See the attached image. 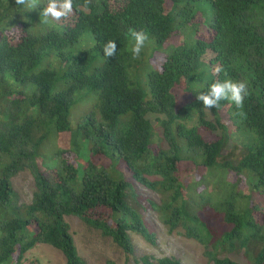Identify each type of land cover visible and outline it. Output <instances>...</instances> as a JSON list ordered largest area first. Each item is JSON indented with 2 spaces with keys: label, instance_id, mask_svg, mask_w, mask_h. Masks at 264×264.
I'll return each instance as SVG.
<instances>
[{
  "label": "trees",
  "instance_id": "1",
  "mask_svg": "<svg viewBox=\"0 0 264 264\" xmlns=\"http://www.w3.org/2000/svg\"><path fill=\"white\" fill-rule=\"evenodd\" d=\"M47 3L25 14L0 0V264H22L40 244L85 264L67 217L127 259L130 234L154 245L138 186L159 195L150 207L167 232L199 244L208 264H240L230 257L240 253L264 264V205L252 202L264 200V0H73L69 17L45 23ZM130 29L157 48L178 32L185 40L149 70L144 52L128 51ZM229 78L249 86L243 108L222 100L206 109L198 95ZM77 105L89 110L72 129ZM188 163L193 181L180 178ZM25 171L34 183L27 204L11 183Z\"/></svg>",
  "mask_w": 264,
  "mask_h": 264
},
{
  "label": "rangeland",
  "instance_id": "2",
  "mask_svg": "<svg viewBox=\"0 0 264 264\" xmlns=\"http://www.w3.org/2000/svg\"><path fill=\"white\" fill-rule=\"evenodd\" d=\"M24 13L29 14V9L24 7ZM48 20L50 21V18H48ZM198 20L199 18H197V21ZM27 21H30V18ZM200 22L201 21L199 20L194 26L199 34H205L207 29L204 27V24ZM51 27L53 26H50V28ZM184 40L182 34L178 32L171 35L170 40L164 47L157 48L152 44L150 38H148L142 50L147 56V68L149 70H156L160 67L164 58L172 51V49L169 51H167V49H170L173 46H178ZM85 42L87 43L85 45L87 47L86 49H91L93 47V41L88 40V37H86ZM133 45L134 40L130 36L128 37L129 52H131L130 49ZM210 58V54H207L204 57L206 61ZM96 63L98 62H95V64ZM133 81H135V78H133ZM78 104H80V101ZM81 105H77L74 109L75 111L70 115L69 122L72 129L77 126L80 116H83L89 110L88 107H83ZM225 113L226 112L221 111V117H223V122L227 123ZM68 134L70 135L69 132ZM246 136H241V140L246 138ZM242 142H245V139ZM232 146L233 144H230L225 149V155L232 151ZM164 148H166V146H164ZM238 153L239 152H234L233 155L236 157L238 156ZM193 167L194 166L191 163L183 166L180 171V178L183 179L189 177L190 181H193ZM11 183L13 190H15L18 195L19 202L26 204L29 203L34 190V183L31 174L26 171L21 172L12 178ZM138 191L141 194L142 209L140 212L150 230L156 235L155 244L151 245L146 243L138 235L130 234L134 246V253L127 259L122 250L113 245L110 240L103 238L99 232L88 229L75 217H67L66 222L70 227V232L77 253L83 259L85 264H141L140 260L145 256H154L156 258L173 257L179 259L183 264H208V259L203 256V248L199 244L194 241H189L175 232L172 234L167 232L160 218L156 216L155 212H153L150 207L151 202H157L159 200V195L140 186H138ZM252 202H260L264 205V200L258 198L256 195H253ZM262 205L261 207H263ZM230 257L240 264H251L243 253ZM22 264H65V260L62 254L57 250L48 245L40 244L24 255Z\"/></svg>",
  "mask_w": 264,
  "mask_h": 264
},
{
  "label": "clouds",
  "instance_id": "3",
  "mask_svg": "<svg viewBox=\"0 0 264 264\" xmlns=\"http://www.w3.org/2000/svg\"><path fill=\"white\" fill-rule=\"evenodd\" d=\"M91 0H85V6ZM16 5L25 6L27 9H33L36 5V0H15ZM73 0H48L47 6L42 10V15L45 18L44 22H48V18L55 21H60L63 18L69 17L73 13ZM130 35L134 39V45L130 49L133 59H138L140 53L148 40V36L144 31L130 29ZM105 57L112 58L117 55V43L110 40L104 46ZM222 71L220 67L215 68V72ZM249 86L246 81H234L225 79L217 81L209 86L207 92L198 95L197 99L203 103L206 109H214L220 107V101L227 100L233 103L237 109H242L245 97L248 96ZM243 114L242 112L240 113ZM154 257V256H152Z\"/></svg>",
  "mask_w": 264,
  "mask_h": 264
}]
</instances>
